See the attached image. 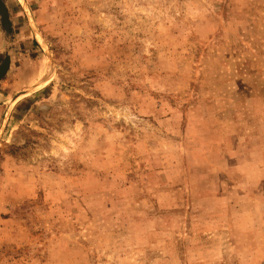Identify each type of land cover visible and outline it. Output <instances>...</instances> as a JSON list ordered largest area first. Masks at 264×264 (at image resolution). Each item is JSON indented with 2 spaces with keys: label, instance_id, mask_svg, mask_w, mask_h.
<instances>
[{
  "label": "rangeland",
  "instance_id": "rangeland-1",
  "mask_svg": "<svg viewBox=\"0 0 264 264\" xmlns=\"http://www.w3.org/2000/svg\"><path fill=\"white\" fill-rule=\"evenodd\" d=\"M0 264H264V0H2Z\"/></svg>",
  "mask_w": 264,
  "mask_h": 264
},
{
  "label": "water",
  "instance_id": "water-1",
  "mask_svg": "<svg viewBox=\"0 0 264 264\" xmlns=\"http://www.w3.org/2000/svg\"><path fill=\"white\" fill-rule=\"evenodd\" d=\"M0 17L2 18L3 25H9V12L5 3L0 0ZM11 58L9 56L0 65V79L3 78L9 68Z\"/></svg>",
  "mask_w": 264,
  "mask_h": 264
},
{
  "label": "crops",
  "instance_id": "crops-1",
  "mask_svg": "<svg viewBox=\"0 0 264 264\" xmlns=\"http://www.w3.org/2000/svg\"><path fill=\"white\" fill-rule=\"evenodd\" d=\"M10 65H11V61H10ZM10 65H9V68H10ZM9 68H8L7 72L9 71ZM7 72H6V74H5V75H7Z\"/></svg>",
  "mask_w": 264,
  "mask_h": 264
}]
</instances>
